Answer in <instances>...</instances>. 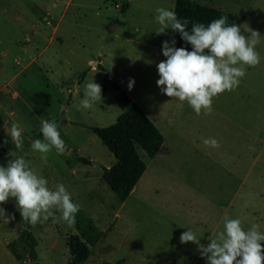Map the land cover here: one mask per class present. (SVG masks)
Instances as JSON below:
<instances>
[{
    "label": "rangeland",
    "instance_id": "1",
    "mask_svg": "<svg viewBox=\"0 0 264 264\" xmlns=\"http://www.w3.org/2000/svg\"><path fill=\"white\" fill-rule=\"evenodd\" d=\"M125 1L0 0V151L17 123L23 148L10 152L28 161L50 189L64 184L80 206L72 227L50 217L34 228L43 264L72 258V234L88 239L92 249L83 264H208L197 244L180 242L183 232L192 228L207 246L212 233L223 230L225 215L240 218L245 230L255 223L264 232V0H195L243 15L241 31L261 34L260 64L247 67L234 91L213 98L211 115L199 116L157 85V65L167 59L163 43L174 40V31L157 35L155 9L175 12L176 0H129L123 11ZM108 74L165 136L154 158L139 149L147 169L125 201L103 179L116 158L92 130L115 123L127 109ZM94 81L102 99L77 110L84 85ZM42 120L60 126L66 154L53 150L43 160L32 151V142L43 140ZM207 138L220 147L206 148ZM0 207L6 211L0 216V264H31L23 249L17 257L9 248L25 228L14 198ZM91 226L99 232L88 237Z\"/></svg>",
    "mask_w": 264,
    "mask_h": 264
},
{
    "label": "clouds",
    "instance_id": "2",
    "mask_svg": "<svg viewBox=\"0 0 264 264\" xmlns=\"http://www.w3.org/2000/svg\"><path fill=\"white\" fill-rule=\"evenodd\" d=\"M155 12V21L160 26L157 35L171 28L192 46V50L188 51L175 47V40L171 43L164 41L162 51L167 59L157 65V85L168 97L187 101L196 115H211L213 98L226 91H234L246 76L247 67L260 64L261 56L256 47L261 42V34L248 29L250 35L246 36L241 26L229 24L227 16L214 19L207 25L192 23L189 31L187 18L181 21L174 11L164 7L156 8ZM134 83L130 80V91ZM101 99L102 86L95 81L88 82L83 88V98L73 106L77 110H90ZM41 125L43 140H34L32 151L39 153L43 160H47L53 150L57 155L66 154L68 149L57 122L42 120ZM22 131L17 123L6 131L16 149L23 148ZM203 145L206 148L220 147L215 138L203 139ZM9 156L13 158L0 166V205L14 198L23 222L33 228L47 222L50 217L68 227L74 226L80 206L72 201L65 185L60 183L54 190L50 189L48 180L30 167L28 161L16 156L15 152H10ZM57 212L59 217H56ZM0 216L6 217L2 207ZM180 242L197 244L208 264H264V232L255 223L245 230L240 218L230 219L225 215L223 230L213 232L207 246L200 243L192 228L181 234Z\"/></svg>",
    "mask_w": 264,
    "mask_h": 264
},
{
    "label": "trees",
    "instance_id": "3",
    "mask_svg": "<svg viewBox=\"0 0 264 264\" xmlns=\"http://www.w3.org/2000/svg\"><path fill=\"white\" fill-rule=\"evenodd\" d=\"M129 5V1H125L122 10H127ZM175 13L181 21L185 18L189 20V31L192 23L202 22L207 25L212 20L222 16L228 17L229 24L235 23L241 26L244 22L243 15L195 0H176ZM174 40L176 41L175 47H183L188 51L192 50V46L184 41L178 32H174ZM107 77L117 91V101L122 105H127V109L118 116L115 123L108 126H93L92 130L101 138L116 158L115 164L104 168L103 179L119 198L125 201L147 169V163L142 158L139 149H143L150 158H154L164 144L165 136L144 109L132 100L126 90L122 89L121 85L111 75L108 74ZM4 125L5 120L0 113V129L2 131ZM13 149H15V145L12 143L10 136L5 135V148L0 151V166L7 164V158ZM79 159L86 164L93 163L86 157H79ZM24 226L25 228L20 232L18 240L11 244L9 248L17 257H22L20 251L23 249L30 258L31 264H43L39 260L38 241L33 232L34 228L27 223H24ZM98 232L95 226H91L88 237ZM68 245L72 258L65 264H83L92 255L88 239L85 240L78 234H72L69 237ZM124 263L125 259L118 262V264Z\"/></svg>",
    "mask_w": 264,
    "mask_h": 264
},
{
    "label": "water",
    "instance_id": "4",
    "mask_svg": "<svg viewBox=\"0 0 264 264\" xmlns=\"http://www.w3.org/2000/svg\"><path fill=\"white\" fill-rule=\"evenodd\" d=\"M126 1H129V0H126ZM98 64V62H95V65H97Z\"/></svg>",
    "mask_w": 264,
    "mask_h": 264
},
{
    "label": "crops",
    "instance_id": "5",
    "mask_svg": "<svg viewBox=\"0 0 264 264\" xmlns=\"http://www.w3.org/2000/svg\"><path fill=\"white\" fill-rule=\"evenodd\" d=\"M110 167V166H109Z\"/></svg>",
    "mask_w": 264,
    "mask_h": 264
}]
</instances>
